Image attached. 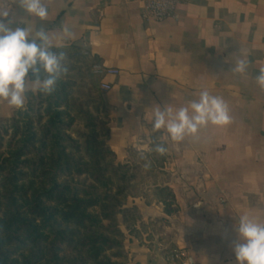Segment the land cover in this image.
Segmentation results:
<instances>
[{
    "label": "crops",
    "instance_id": "crops-1",
    "mask_svg": "<svg viewBox=\"0 0 264 264\" xmlns=\"http://www.w3.org/2000/svg\"><path fill=\"white\" fill-rule=\"evenodd\" d=\"M144 1L45 0L48 17L41 21L18 0H0V13L8 11L13 26L33 34L45 27L54 48L89 64L99 88L111 85L101 89V101L106 143L117 161H134L137 151L154 163L155 143L167 147L160 167L146 174L145 193L127 200L142 212L143 225L162 226L161 235L132 237L126 264H182L171 258L181 250L188 264H237L234 224L244 214L264 222V89L255 80L264 68V0H180L175 18L163 22L142 17ZM65 26L73 38L62 39ZM241 58L249 65L236 73ZM94 64L119 73L97 74ZM204 89L227 102L231 124H209L179 143L152 130L157 106L176 111ZM27 95L22 109L0 101V120L23 110ZM156 187H166L170 197H158Z\"/></svg>",
    "mask_w": 264,
    "mask_h": 264
},
{
    "label": "trees",
    "instance_id": "trees-1",
    "mask_svg": "<svg viewBox=\"0 0 264 264\" xmlns=\"http://www.w3.org/2000/svg\"><path fill=\"white\" fill-rule=\"evenodd\" d=\"M56 93L54 91L49 95L38 92L37 95H27L28 101L26 107L32 105L37 98L41 100L40 103L47 101L45 108L46 115L48 116L47 125L43 127L42 136L38 138L40 142L38 146L35 144L36 135L34 133L24 135L16 154L17 160L20 162L4 160V162L12 164V171H15V167L20 164L26 172L16 173L14 176L10 175L8 178V184L11 185V192L7 200L9 204L7 211L9 214H7V218L2 214L3 218L5 216V220L0 218V264H87L83 258H72L71 260L64 261L60 254L64 243L70 244L68 237L80 236V232L77 229H85L87 227L90 229L92 225H97L104 220L114 219L118 215L122 217V221L126 224H128V221L130 222L134 219V215L137 216V220L140 219V211L136 206L126 208V200L129 196L135 194L132 181L124 189L122 188L124 192H114L113 194L107 192L104 195L103 204L98 199H82L79 195V186H73L67 181L59 182L60 178L69 177L73 173L79 176L91 173L89 176L94 182L101 183L103 186H110L112 182L110 181L111 178H108L107 170L113 168L115 163L107 162V165H105L102 161L106 154L115 161L117 159L107 143H90L91 138L95 139L98 136L96 132H94L95 135L93 137L81 136L84 139L83 151L87 158L90 159L89 162L83 164L81 159L76 158L68 151V147L62 143L63 139L71 143L73 149L79 148V146L71 136L64 133L67 127L64 126L62 121L63 110L59 108V102L53 101L57 99ZM83 106L81 104L78 110L87 118H92L90 110L83 108ZM26 107L16 114L26 111ZM107 114L105 110L106 122L104 128L106 130L105 136L108 138ZM41 117L42 114H38V118L40 119ZM157 135H155V140L158 139ZM96 148L100 149L96 151ZM31 155H34V157L31 158ZM161 159L162 156L155 153V161L151 163L154 164L152 169L160 167ZM125 163L129 165V162ZM1 167L3 168L1 169L2 172L5 170L6 165L4 164ZM127 167L129 168L130 166ZM30 171L39 180L30 181L28 187L24 190L25 185L19 184V182L26 181ZM112 174L115 176L117 170H113ZM141 175V172H136L134 178ZM1 183L2 181L0 180ZM155 193L162 199L170 197L169 190L166 187H156ZM12 194L14 196H11ZM16 194L21 195V200L24 205L30 208V214L34 219L27 218L23 213L17 212L21 206L19 205L20 198ZM46 200L53 204V206L46 204ZM88 207H97L99 211L89 212L87 211ZM56 215H59L61 221L65 224L75 223L76 229L70 228L68 225L65 228L58 227L57 224L51 225L50 222ZM35 218L42 219L43 226L37 224ZM46 228L49 231L48 234L43 233V230ZM119 233L121 234V232ZM22 235L30 243H33L31 247H29L26 240L22 239ZM51 236L52 239H50ZM47 241L53 242L43 246V243ZM13 243L17 244V247L20 245L21 248H24L23 254L15 260L12 259L9 250L6 249L7 246ZM86 245L89 246L88 250L91 252L90 256L88 254V257H91L95 264H115L109 258L103 260L106 257L104 254L106 251L120 246L121 242L107 235L93 233L90 238L83 239V246L86 247Z\"/></svg>",
    "mask_w": 264,
    "mask_h": 264
},
{
    "label": "rangeland",
    "instance_id": "rangeland-1",
    "mask_svg": "<svg viewBox=\"0 0 264 264\" xmlns=\"http://www.w3.org/2000/svg\"><path fill=\"white\" fill-rule=\"evenodd\" d=\"M68 67V72L66 75L62 76L60 80H58L55 91L57 92V99L53 100L60 103V109L63 110L62 113V121L64 126L67 127L64 130V133L71 136L79 148H74L71 143H69L66 139L62 140L64 146L68 147V151L71 152L76 158L81 159L82 163L89 162L90 159L87 158L83 151V138L81 136H94V132L98 134L95 139H90V143L96 142L98 144H104L107 142V137L105 136V108L102 105V93L103 91L99 88L96 77L90 71V66L84 60H80L75 57V55H66V61ZM40 99H35L32 105L26 107V111H23L21 114H16L14 117H10L7 119H3L0 121V172L3 169L1 166L6 165L4 171L0 173V180L2 183L0 184V218H3L4 214L7 218L8 204V196L10 194L11 185L8 184V178L10 175L26 172L22 165H17L15 167V171L12 164L10 162H4V160H13V162H20L17 160V152L20 148V141L24 138V135L35 134L36 135V146L40 144L38 138L42 136V129L48 122V116L46 115V105L47 101H43L40 103ZM84 105L83 108H87L90 110L92 114V118H87L82 112L78 110L80 105ZM88 106V107H87ZM38 114H42V117L39 119ZM94 140V141H93ZM100 148H96V151ZM149 154V153H147ZM145 154H139L137 151L131 152V157L135 160L130 161L126 165L125 162L115 161L113 158L106 156L103 159V164L107 165V162H114L115 166L110 170H107L108 178H111L110 181L112 184L109 186H103L101 183L94 182L92 178L89 176L91 173L83 174L81 176L73 175L67 177H62L59 179V182L67 181L71 185L78 187L79 195L84 200H93L98 199L101 204H103L104 195L107 192H121L122 188L124 189L126 186L133 183V191L135 194H144V190L147 186L151 185V180L146 179V174L148 171L157 170L156 168L152 169L154 164L150 162H146L143 157ZM157 155V154H156ZM138 156V159H137ZM141 157V159L139 158ZM31 158L34 155L30 156ZM147 165V167L145 166ZM127 166H130L129 168ZM113 170H117V174L114 176L112 174ZM136 172H141L140 177H135L134 174ZM36 175L30 171L29 177L26 181H20L19 184H24L25 188L28 187L30 181L39 180L35 178ZM18 178V177H17ZM24 182V183H23ZM94 188H93V187ZM85 190V191H84ZM89 192V193H88ZM147 192V191H146ZM87 193V195H86ZM162 195V194H161ZM11 196H14L12 194ZM17 197L20 198L19 205L21 206L17 212L23 213L25 217L34 219V217L30 214V208L24 205L21 200V195L16 194ZM158 196V195H157ZM160 197V196H158ZM128 200V199H127ZM126 200V201H127ZM49 206H53L49 201H45ZM128 201L126 202V208H129ZM87 211L89 212H98L99 208L97 207H88ZM142 212H140V219L137 220V216L134 215V219L128 224L122 221V217L120 215L115 216L114 219L101 221L97 225H92L89 229L88 227L83 229H77L80 232V236L76 235L74 237H68L69 243H64L62 250L60 251L61 257L64 261L71 260L72 258H83L86 260L87 264H95L90 256L91 252L88 250L89 246H83V239L90 238L91 234H103L107 235L114 240H118L121 242V245L115 247L112 250L106 251L104 254L109 260L115 262V264H126L128 259L129 249V241L133 238H137L139 241L146 238L147 240L150 237H155V239H159L162 226L157 225L154 220V225H143ZM4 216V220H5ZM37 224L43 226L42 219L35 218ZM131 223V225H130ZM51 225L57 224L58 227L65 228L68 225L70 228L76 229L75 223L65 224L61 221L59 215L50 222ZM118 230V231H117ZM120 230V231H119ZM48 229H44L43 233L48 234ZM121 232V234L119 233ZM23 234V233H22ZM148 234V235H147ZM158 236V238L156 237ZM22 239L26 240L29 247L32 246L33 243H30L24 235H22ZM52 239V236L50 237ZM150 241V240H149ZM53 241H47L43 243V246L48 245ZM14 244V245H13ZM10 246H7L6 249L9 250L12 259H18L21 254L24 252V248H21L20 245L17 247V244L13 243ZM26 254V253H25ZM121 255L120 257H118ZM43 264V263H42Z\"/></svg>",
    "mask_w": 264,
    "mask_h": 264
},
{
    "label": "clouds",
    "instance_id": "clouds-1",
    "mask_svg": "<svg viewBox=\"0 0 264 264\" xmlns=\"http://www.w3.org/2000/svg\"><path fill=\"white\" fill-rule=\"evenodd\" d=\"M18 5L41 21L48 17L45 0H18ZM13 24L8 11L0 13V101L22 109L29 91L52 94L58 80L67 74L68 67L65 53L54 50L45 27H39L33 34L28 27ZM73 36L70 28L62 27V39ZM248 65V60L241 58L232 71L245 73ZM255 80L264 89V68L259 70ZM153 115L152 130H165L176 143L189 136L196 138L200 129L209 124L224 127L232 123L227 102L207 89L201 90L199 98L189 101L187 106L176 111L170 106H157ZM152 151L163 156L168 149L164 143H156ZM233 231L237 234L232 241L237 264H264V222L244 214L239 223L234 224Z\"/></svg>",
    "mask_w": 264,
    "mask_h": 264
},
{
    "label": "built area",
    "instance_id": "built-area-1",
    "mask_svg": "<svg viewBox=\"0 0 264 264\" xmlns=\"http://www.w3.org/2000/svg\"><path fill=\"white\" fill-rule=\"evenodd\" d=\"M180 0H145L142 8V17L145 20H151L156 22H163L172 18H175L177 7ZM55 51L61 52L58 48H54ZM86 51L76 52V55H87ZM92 69L95 73L100 75H116L119 73L118 69L115 68H105L100 64H94ZM101 89L108 91L111 89L109 83L102 82ZM171 258L183 259L182 264H188L186 260V254L183 250L175 252Z\"/></svg>",
    "mask_w": 264,
    "mask_h": 264
},
{
    "label": "water",
    "instance_id": "water-1",
    "mask_svg": "<svg viewBox=\"0 0 264 264\" xmlns=\"http://www.w3.org/2000/svg\"><path fill=\"white\" fill-rule=\"evenodd\" d=\"M162 264H166L165 260H163Z\"/></svg>",
    "mask_w": 264,
    "mask_h": 264
}]
</instances>
